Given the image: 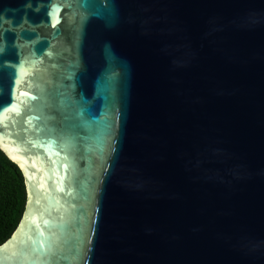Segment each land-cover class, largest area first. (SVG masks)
<instances>
[{
  "label": "water",
  "instance_id": "95a60500",
  "mask_svg": "<svg viewBox=\"0 0 264 264\" xmlns=\"http://www.w3.org/2000/svg\"><path fill=\"white\" fill-rule=\"evenodd\" d=\"M0 148V264H264V0H0Z\"/></svg>",
  "mask_w": 264,
  "mask_h": 264
},
{
  "label": "trees",
  "instance_id": "16d2710c",
  "mask_svg": "<svg viewBox=\"0 0 264 264\" xmlns=\"http://www.w3.org/2000/svg\"><path fill=\"white\" fill-rule=\"evenodd\" d=\"M26 201L23 172L0 148V244L9 239L18 227Z\"/></svg>",
  "mask_w": 264,
  "mask_h": 264
}]
</instances>
